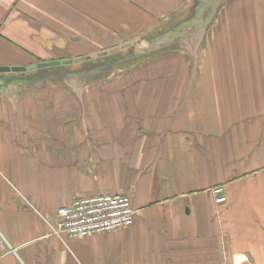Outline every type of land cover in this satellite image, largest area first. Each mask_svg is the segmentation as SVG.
I'll return each instance as SVG.
<instances>
[{"label": "crops", "instance_id": "obj_1", "mask_svg": "<svg viewBox=\"0 0 264 264\" xmlns=\"http://www.w3.org/2000/svg\"><path fill=\"white\" fill-rule=\"evenodd\" d=\"M191 1L0 0V65L60 62L0 73V264H264V0H225L198 48L89 63ZM101 193L130 196L134 223L52 233Z\"/></svg>", "mask_w": 264, "mask_h": 264}, {"label": "built area", "instance_id": "obj_2", "mask_svg": "<svg viewBox=\"0 0 264 264\" xmlns=\"http://www.w3.org/2000/svg\"><path fill=\"white\" fill-rule=\"evenodd\" d=\"M217 203L227 201L223 187L214 190ZM135 207L128 195L101 193L81 196L58 209L52 233L59 237H84L118 228H127L134 223ZM2 249V250H1ZM15 249L0 229V257Z\"/></svg>", "mask_w": 264, "mask_h": 264}, {"label": "rangeland", "instance_id": "obj_3", "mask_svg": "<svg viewBox=\"0 0 264 264\" xmlns=\"http://www.w3.org/2000/svg\"><path fill=\"white\" fill-rule=\"evenodd\" d=\"M224 2L225 0H192L189 8L181 16L172 21L166 22L157 31L149 33L146 37L131 41L132 43H130L132 45L130 48L122 50L119 55H122L123 57L125 55L128 56L129 51L132 55L133 53L131 52H133V49L136 50V47H138L137 54H139V57H147L155 53L159 47H164L166 44L188 46V42H193V45L198 48V46L204 44L203 38L197 36L200 33L199 31L209 33L211 29L217 27L216 23H218V15ZM170 32L175 34L174 39L166 41V37L168 36L158 38L160 40L157 39L158 35ZM213 39L215 40V38ZM139 57H135V59L129 60L127 63L135 61ZM116 69L117 68H115V70Z\"/></svg>", "mask_w": 264, "mask_h": 264}, {"label": "trees", "instance_id": "obj_4", "mask_svg": "<svg viewBox=\"0 0 264 264\" xmlns=\"http://www.w3.org/2000/svg\"><path fill=\"white\" fill-rule=\"evenodd\" d=\"M181 24V23H180ZM121 56L119 55L118 52H108L104 55H100L95 59H92L89 61L91 64V69H97V68H106L114 65Z\"/></svg>", "mask_w": 264, "mask_h": 264}, {"label": "water", "instance_id": "obj_5", "mask_svg": "<svg viewBox=\"0 0 264 264\" xmlns=\"http://www.w3.org/2000/svg\"><path fill=\"white\" fill-rule=\"evenodd\" d=\"M131 43L130 42H126L124 43L121 47H127L129 46ZM84 58H78L76 59V61H82ZM60 63L57 60H53L50 62H42V63H38V64H32L29 66H4V65H0V73L2 72H10V71H25V70H31V69H36L39 67H47V66H51V65H55Z\"/></svg>", "mask_w": 264, "mask_h": 264}]
</instances>
